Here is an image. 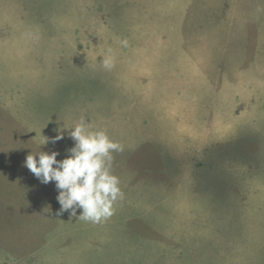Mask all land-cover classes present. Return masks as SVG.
Returning a JSON list of instances; mask_svg holds the SVG:
<instances>
[{
  "label": "rangeland",
  "instance_id": "374dc122",
  "mask_svg": "<svg viewBox=\"0 0 264 264\" xmlns=\"http://www.w3.org/2000/svg\"><path fill=\"white\" fill-rule=\"evenodd\" d=\"M82 116L124 146L95 224L24 166ZM0 264H264V0H0Z\"/></svg>",
  "mask_w": 264,
  "mask_h": 264
},
{
  "label": "clouds",
  "instance_id": "9594fccd",
  "mask_svg": "<svg viewBox=\"0 0 264 264\" xmlns=\"http://www.w3.org/2000/svg\"><path fill=\"white\" fill-rule=\"evenodd\" d=\"M103 66L111 67L110 57H104ZM65 130L74 141L66 158L57 160L59 152L41 151L27 155L24 166L42 184L55 183L60 205L56 216L68 213L70 218L101 223L113 215L116 203L124 198L120 179L112 171L114 153L123 152L124 146L106 130L93 129L83 116L73 126L58 129L51 142L63 139ZM47 143L49 138L45 137L43 145Z\"/></svg>",
  "mask_w": 264,
  "mask_h": 264
}]
</instances>
